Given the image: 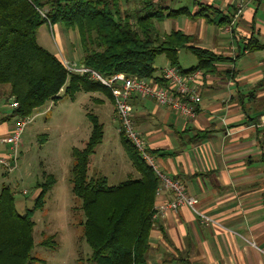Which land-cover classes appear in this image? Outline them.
I'll use <instances>...</instances> for the list:
<instances>
[{
  "label": "crops",
  "instance_id": "crops-1",
  "mask_svg": "<svg viewBox=\"0 0 264 264\" xmlns=\"http://www.w3.org/2000/svg\"><path fill=\"white\" fill-rule=\"evenodd\" d=\"M153 2L183 9L174 17L155 21L157 35L181 30L195 36V47L227 60L213 62L209 71L202 69L205 76L197 83L201 101L193 117L160 105L153 98L130 99L134 126L158 165L179 178L187 192L198 197V208L212 218L203 221L187 206L151 217L147 263L264 264V48L256 47L264 44V0H245L239 14L237 0ZM199 4L211 6L214 12L193 17ZM48 26L52 31L53 26ZM57 29L61 57L55 54L62 62L78 64L81 49L78 55L73 53L75 57H66L64 34L72 29L59 25ZM249 40L254 42L248 45ZM183 48L189 50L177 49V61ZM198 63L182 68L178 62V67L185 70ZM162 70L154 75L160 76ZM91 98L104 102L100 96ZM11 101L9 84L0 83V155L7 152L4 137L17 117ZM111 102L114 121L112 98ZM131 164L136 169L133 177L141 176L137 166ZM171 197L172 193L163 189L155 194L154 203ZM84 219L80 220L82 226Z\"/></svg>",
  "mask_w": 264,
  "mask_h": 264
},
{
  "label": "trees",
  "instance_id": "trees-1",
  "mask_svg": "<svg viewBox=\"0 0 264 264\" xmlns=\"http://www.w3.org/2000/svg\"><path fill=\"white\" fill-rule=\"evenodd\" d=\"M130 1L133 13L123 8ZM139 3V4H138ZM135 4V3H134ZM193 17H207L214 8L199 4ZM183 9L156 5L153 0H0V83L9 84V95L18 103L14 114H31L49 99L58 98L60 89L75 93L96 90L101 84L86 74L69 73L60 58L37 38L43 24H62L78 33L80 62L103 76L122 72L126 76H147L160 84L153 62L158 55L178 67L177 49L187 47L198 58L195 69L209 71L212 63L226 61L208 50L195 47L194 35L181 30L157 35L155 21L174 17ZM222 20L218 22L220 24ZM254 41L249 40L248 45ZM263 49L264 44L256 46ZM204 74V73H203ZM205 75V74H204ZM67 79L68 83L65 85ZM109 96L112 95L109 91ZM113 99V98H112ZM91 130L83 147H73V191L81 199L85 216L83 235L91 247L92 264H148V232L158 178L122 131L127 156L141 172L117 184L106 183L103 174L88 175V159L103 138V122L87 112ZM202 137V136H199ZM52 177L39 184L34 207H42ZM32 209L19 212L11 190L0 191V264H36ZM51 235L40 243L47 244Z\"/></svg>",
  "mask_w": 264,
  "mask_h": 264
},
{
  "label": "rangeland",
  "instance_id": "rangeland-1",
  "mask_svg": "<svg viewBox=\"0 0 264 264\" xmlns=\"http://www.w3.org/2000/svg\"><path fill=\"white\" fill-rule=\"evenodd\" d=\"M135 5L136 1L126 3L123 8L133 13ZM58 25L61 28L63 26L60 23ZM58 25H53L51 31L47 24H43L37 36L40 44L61 57L56 30ZM64 42L67 58L79 54L81 48L75 29L64 34ZM178 60L182 68L198 62L196 56L185 48L181 49ZM167 65L168 59L158 55L153 62L155 74ZM95 87L93 91L80 90L75 93L60 89L58 98L49 99L34 108L30 114L31 120L20 135L16 168L6 171L0 165V191L6 186L13 192L19 212L26 208L32 209V254L36 256L32 259L33 263L88 264L91 247L83 235L80 220L84 213L81 199L75 195L72 183V149L75 146L83 147L90 134L91 122L87 112L96 114L104 124L103 138L89 155L88 175L103 174L109 185L135 176L136 169L127 156L118 125L110 115L112 102L109 89L100 84H95ZM92 95L104 98V102H95ZM48 177L53 178L52 185L44 195L42 207L35 208L39 184ZM50 235L51 240L47 244L40 243Z\"/></svg>",
  "mask_w": 264,
  "mask_h": 264
},
{
  "label": "built area",
  "instance_id": "built-area-1",
  "mask_svg": "<svg viewBox=\"0 0 264 264\" xmlns=\"http://www.w3.org/2000/svg\"><path fill=\"white\" fill-rule=\"evenodd\" d=\"M244 3L245 0H237V14L242 11ZM63 64L69 73L86 74L89 79L98 81L109 89L113 98L114 120L118 123V130L122 131L124 136L131 141L141 158L151 165L158 178L155 194H159L163 189L172 193L170 199L153 204L152 217L155 218L169 210L187 206L203 221L212 220L210 216L198 208V197L187 192L184 183L179 178L165 172L158 165L155 154L150 150L141 133L134 126L132 119L133 107L130 101L132 96L153 98L160 105L187 117H193L196 112V106L201 101V91L197 83L205 76L202 70L195 69L183 73L178 67L168 65L162 70L161 74L165 84H160L152 77L126 76L122 72L103 76L83 63L71 65L64 61ZM11 105L16 107L18 103L12 99ZM31 118L30 114L18 115L15 124L4 137L8 149L6 154L0 155V165L6 171H11L17 166L20 153V135ZM263 120L262 118L261 121ZM25 191L23 190V192Z\"/></svg>",
  "mask_w": 264,
  "mask_h": 264
}]
</instances>
